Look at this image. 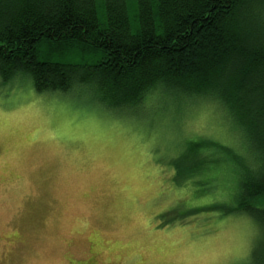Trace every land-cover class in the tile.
I'll return each instance as SVG.
<instances>
[{
    "label": "rangeland",
    "instance_id": "374dc122",
    "mask_svg": "<svg viewBox=\"0 0 264 264\" xmlns=\"http://www.w3.org/2000/svg\"><path fill=\"white\" fill-rule=\"evenodd\" d=\"M79 88L0 81V264L249 260L243 140L217 104L156 90L116 113Z\"/></svg>",
    "mask_w": 264,
    "mask_h": 264
},
{
    "label": "trees",
    "instance_id": "16d2710c",
    "mask_svg": "<svg viewBox=\"0 0 264 264\" xmlns=\"http://www.w3.org/2000/svg\"><path fill=\"white\" fill-rule=\"evenodd\" d=\"M16 75L116 113L156 90L215 102L245 150L229 209L257 226L244 264H264V0H0V81Z\"/></svg>",
    "mask_w": 264,
    "mask_h": 264
}]
</instances>
